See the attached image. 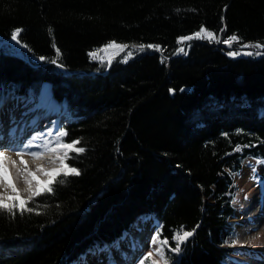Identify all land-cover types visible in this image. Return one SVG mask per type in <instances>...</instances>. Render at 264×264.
Instances as JSON below:
<instances>
[{
	"label": "trees",
	"instance_id": "1",
	"mask_svg": "<svg viewBox=\"0 0 264 264\" xmlns=\"http://www.w3.org/2000/svg\"><path fill=\"white\" fill-rule=\"evenodd\" d=\"M202 27L238 39H181ZM16 29L26 52L0 47V101L49 82L85 152L33 212H0V264H72L145 217L167 264H224L232 173L264 159V0H0V41ZM111 42L144 47L90 55Z\"/></svg>",
	"mask_w": 264,
	"mask_h": 264
},
{
	"label": "rangeland",
	"instance_id": "2",
	"mask_svg": "<svg viewBox=\"0 0 264 264\" xmlns=\"http://www.w3.org/2000/svg\"><path fill=\"white\" fill-rule=\"evenodd\" d=\"M203 28L208 32L213 33V38H211L210 40L218 39L223 41L219 33L216 34V32L207 27ZM197 32H200V30L186 36L191 37V39H183L184 43L196 38L209 39L203 36V34L201 37H196L195 34ZM124 46L126 47H124L123 49L108 48L106 50H102L105 48L104 45L103 47L95 51V58L105 64H108L114 57L118 55L123 58L128 57L129 53L134 52L135 50H138L140 48L135 46ZM0 47L9 52L21 55H24V53L26 52L23 45L18 43L17 41L12 40V38L0 41ZM184 48L185 45H183L179 50L182 51ZM92 53H94V51ZM229 53H235V55L232 56L249 54V49L241 48L238 50H231L229 51ZM45 83L47 84H45L44 86V94H52V91L50 89L51 84L49 82ZM10 99L27 102L31 100V97L29 96V92L26 94V98H23V96L19 98L15 96L13 92H9L5 95V98L2 100L3 102L0 103V107H6V105L10 106ZM39 100H42V102L44 101L41 98ZM58 105L59 104L57 103V112L60 111V106ZM71 118L72 117L70 114L65 113L64 115H62L61 121H66ZM56 132L66 131L64 126H61ZM61 139L60 141L63 143L72 142H65L63 137H61ZM10 148L13 147L11 146ZM62 150L64 151V149ZM32 151L37 150L34 148L32 149ZM64 154L65 152L63 153V156ZM232 175L235 184V198L233 203L236 211L235 215L231 217L233 225L231 239L232 245L235 247V251L230 253V255L224 260V264H264V159L260 157L247 156L242 162L240 171L233 172ZM29 196H20V198L27 200ZM144 226H146V233L144 234V236H142L141 238L137 237L136 239V236H134L133 240L127 242L131 234L134 233L133 231L135 230V228L141 230V228ZM155 227V223L151 218H145L135 221L128 230L123 231L122 235L118 239L111 243L94 245L91 249L82 254L77 262H74V264H84L86 262H89L90 260H92V258L94 259L97 254L100 255L101 253L111 255V258L108 260H104L102 264H141V261H143L145 255H148L149 252L152 253V256L148 257V259L150 260V264H152L153 261H159V264H164V257L161 258L160 254L157 251V249H161L158 238L156 243L152 242V238L155 236ZM234 240L237 241V243L233 244ZM143 264L146 263L143 261Z\"/></svg>",
	"mask_w": 264,
	"mask_h": 264
},
{
	"label": "bare ground",
	"instance_id": "3",
	"mask_svg": "<svg viewBox=\"0 0 264 264\" xmlns=\"http://www.w3.org/2000/svg\"><path fill=\"white\" fill-rule=\"evenodd\" d=\"M45 84L47 83L42 85L41 93H44ZM39 99L31 97V100L27 102L10 99V106L0 107V148H2L0 151H5L9 157L5 162L8 178L17 188L19 196L31 195V192L28 190L29 184L27 183L28 180H31L28 172L34 173L36 179L41 182L47 181L49 177L37 169L43 168L51 171L52 169L60 168V160L57 157H63L64 153L63 148L52 151V149L57 148V143L61 142V137L57 136L58 132L52 129H54L53 127L59 117L65 113L62 114L64 112L62 108H60L59 112L56 111V103L42 102ZM42 111H45V114H42L44 113ZM22 139L26 140L21 142L20 140ZM11 146L13 148H10ZM34 148L41 152L39 158H34L27 154ZM22 150L25 151L23 157L15 155L16 151ZM21 159L26 161L27 171H25V165L20 163ZM35 187L36 181H32L31 188L34 190ZM0 194L14 196L11 188H8L5 184H0ZM145 228L146 226L142 227L141 230L135 228L134 233L131 234L127 242L133 240L134 236H136L135 239L144 236L146 233ZM110 258L111 255L101 253L84 264H102L104 260Z\"/></svg>",
	"mask_w": 264,
	"mask_h": 264
},
{
	"label": "snow or ice",
	"instance_id": "4",
	"mask_svg": "<svg viewBox=\"0 0 264 264\" xmlns=\"http://www.w3.org/2000/svg\"><path fill=\"white\" fill-rule=\"evenodd\" d=\"M21 29H16L13 33H12V40L14 41H18V36L19 33L21 32ZM203 34V36L211 39L213 38V33L208 32L206 29H204L203 27L200 29V32H197L195 35L196 37H201ZM181 39H191V37H184ZM238 37L233 35L232 37L229 38L228 41H224L225 43H230V41H235L237 40ZM124 45H118L115 42H111L108 45H105V48L102 50H106L108 48H119V49H123ZM141 48H143L144 46L141 45ZM148 47H153L152 45H148ZM257 47H264L261 45H257ZM59 49H57V55L59 56ZM231 55H235V53H230ZM90 55L95 58L96 57V53H90ZM131 55V53H129V56ZM41 60L45 59L44 57H40ZM53 63H55V61H52ZM67 133L66 132H58L57 136L59 137H63L66 136ZM80 144L79 140H74L71 143H63V142H58L57 143V148L56 149H52V151H56L59 148H63L64 149V156L63 157H57L60 160V168H56V169H52L51 171H47L43 168H39L37 169L38 171H41L44 173V175H46L47 177H49V179L45 182H41L39 180L36 179V176L34 173L32 172H28V176L31 177V180H28L27 183L29 184V191L31 192V195L28 197L27 200L25 199H21L19 196V192L17 191V188L15 187V185L9 180L8 178V174H7V166H6V161L9 159V157L6 155L5 151H0V184H5L8 188H11L12 192L15 193L14 196H5L3 194H0V212H8L12 215H15V211L14 210H18L21 214H23L24 212H33L35 209L33 207H28V204L30 201L33 200L34 197H40L42 195V193H52L53 192V188L51 187V185H53L55 182H57V177H59L61 175V173H63V176L66 178L69 175L72 176H79L80 170L75 168V167H71L66 163L67 159H71L72 157L68 156L69 152H74L77 154H81L85 152V148L84 147H77V145ZM46 146V145H45ZM241 149L239 147L236 148V151H240ZM29 155H31L34 158H39L41 156V152L39 151H31L29 153H27ZM16 156L18 157H23L25 155V151H16L15 153ZM13 163H15L13 161ZM21 164L25 165V171H27V164L26 161H24L23 159L20 160ZM32 181H36V187L33 190L31 188V184ZM60 184H63L65 181L64 179H60L58 181ZM158 235V234H157ZM193 235V232L190 231H183L182 234H176L174 235L173 239L178 241L176 248L174 249L175 251H180V243L184 242L188 237H191ZM157 241V236H154L152 238V242L156 243ZM163 244H167L168 241L165 239L164 241H162ZM237 243V241H233V244ZM158 253L160 254L161 258H163L164 253L161 249H157ZM152 253L149 252L148 253V257H151ZM141 264H143V261H141ZM152 264H159V261H153ZM164 264H167V261H164Z\"/></svg>",
	"mask_w": 264,
	"mask_h": 264
}]
</instances>
